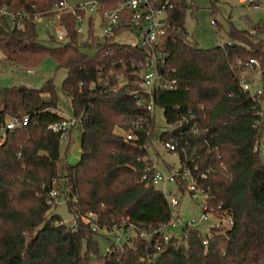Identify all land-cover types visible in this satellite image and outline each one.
Returning a JSON list of instances; mask_svg holds the SVG:
<instances>
[{
  "label": "trees",
  "instance_id": "16d2710c",
  "mask_svg": "<svg viewBox=\"0 0 264 264\" xmlns=\"http://www.w3.org/2000/svg\"><path fill=\"white\" fill-rule=\"evenodd\" d=\"M53 2L0 0V7L42 11ZM192 2L173 0L172 26L160 46L168 53L163 74L176 83L153 90L152 111L136 104L132 89L138 88L139 74L117 63L135 56L134 49L102 41L92 31L82 40L73 11L60 15L58 27L66 40L55 47L39 38L36 18L14 26L0 19V53L6 62L32 68L52 56L67 69L63 88L77 120L67 128L68 137L78 128L81 145L75 163L61 154L63 130L51 125L69 117L58 109L52 78L41 87L0 88V264H91L92 256L101 264H264V112L258 98L239 85L245 70H252L246 64L250 57L259 61L264 78V20L250 28L231 24L227 42L204 48L185 39L184 18ZM104 62L127 78L115 92L106 91L105 80L97 78ZM156 107L163 108L167 124L157 139L175 144L179 170H190L207 205L232 224L206 233L192 226L172 232L159 249L155 235L140 234L125 241L123 249L115 248L113 234L94 230L85 215L93 212L100 227L130 222L139 233L166 223L173 213L168 194L155 186V161L148 149ZM130 114L147 121L145 129L135 130L138 137L128 140L120 128H131L124 122ZM25 116H30L27 125L6 127L9 118ZM55 180L74 215L71 222L52 210L61 195H50ZM176 182L180 188L186 183ZM102 236L112 251L101 253Z\"/></svg>",
  "mask_w": 264,
  "mask_h": 264
},
{
  "label": "built area",
  "instance_id": "2783aa9c",
  "mask_svg": "<svg viewBox=\"0 0 264 264\" xmlns=\"http://www.w3.org/2000/svg\"><path fill=\"white\" fill-rule=\"evenodd\" d=\"M111 1V5L107 6V2ZM190 1V0H188ZM252 5L254 8H259L260 6L264 9V4H258L255 0H241ZM35 7L36 5L33 4ZM173 0H54L53 5L50 9L42 11H28L27 9H22L21 11H15L11 5H3L0 7V19L6 18L13 26L22 24L23 20L26 18L34 17L39 19L42 15L47 12L50 14H55L58 17L63 11H73L76 13L77 22L76 28L81 36L84 35L86 28L85 25L89 24V31H92L91 25L96 19L95 13H97L100 18L101 26L104 29V37L101 39L112 40L121 45H129L134 49V55L130 56L129 60L126 61L123 58H119L117 63L120 64L121 68L129 67L132 68V73L139 74V79L134 81L138 88L132 89L136 94V104L146 106L149 110L154 109L153 105V90L161 88H171L175 85L176 80L169 79L163 74L165 69L167 52L163 50L160 46L161 37L168 31L172 26L169 20V13L173 8ZM262 20H264V13L262 15ZM210 22L215 24L214 19ZM59 39H64L66 37L64 29L59 28ZM253 33L254 30L251 29ZM95 33V32H94ZM132 36L131 41H119L117 36ZM185 39L191 40L188 34L185 35ZM116 63V61H115ZM246 64L249 68L255 69L259 66V61L255 57H250ZM113 76L115 78L114 83H109L108 78ZM97 78L104 81V88L106 91L115 92L120 86L127 82V78L120 71H115L113 68L109 69L108 62H104L97 69ZM251 83L245 78L239 80V85L243 89H249L251 95L254 99L259 100L261 104V112L263 113L262 97H264V78L262 83V88L253 87ZM146 93V94H145ZM30 116H25L23 118L12 117L7 123L6 127L12 129L17 126L27 125ZM147 117L139 114H130L125 118L124 122L126 125H130L129 130L121 131L125 133L128 140L135 139L138 137L137 130L145 129ZM77 122L76 118H69L61 123H55L52 126L55 130H63L61 135V141L68 137L67 128L72 126ZM149 132L148 129H146ZM154 137V135H153ZM165 147L175 153V144L170 140L164 141ZM202 177H205V173H201ZM188 178L191 181L187 185V189L196 194L198 190L196 179L192 176L189 169L184 167L181 171L175 169L170 171L169 174L161 172L155 165L153 172V179L156 180H173L183 179L184 182H188ZM57 181L55 180L54 187L50 191V195L57 196L59 194V187L56 186ZM204 191V190H202ZM170 207H173L178 203V199L175 194L168 195ZM203 213L199 220H205L208 218V214L215 215L214 209L209 207L206 203V194L203 200ZM217 217H220L216 215ZM95 214L90 212L84 216L86 222L90 223L94 230H105L107 233L113 234V242L115 248L123 249L125 241H131L133 237L140 234L142 237H149L155 235V247L160 248V242L166 240L170 237L172 232L183 233L188 227H197L198 223L195 220H181L179 217L172 216L166 221V223L161 224L149 231L135 229L136 225L130 222H124L122 225H114L112 227H100L95 221ZM94 218V219H93ZM221 220V219H220ZM227 226L231 225V219L227 218ZM218 225V224H217ZM206 243L207 240L204 239ZM106 251H112V246L107 245Z\"/></svg>",
  "mask_w": 264,
  "mask_h": 264
},
{
  "label": "rangeland",
  "instance_id": "374dc122",
  "mask_svg": "<svg viewBox=\"0 0 264 264\" xmlns=\"http://www.w3.org/2000/svg\"><path fill=\"white\" fill-rule=\"evenodd\" d=\"M213 1L214 6L211 5ZM258 4H264V0H255ZM192 8H189L186 12L184 23L186 25L188 36L190 39H194L201 47L210 48L217 44L227 42L229 40L227 31L231 24H234L238 28L252 27V25L262 22V15L264 9L260 6L254 8L252 5L243 2L241 0H193ZM96 19L91 25L95 34L99 35L102 39L104 37V29L101 26L100 18L98 14H94ZM214 19L216 24L210 22ZM86 31L82 36V40H87L89 37V24L85 25ZM37 29L39 38L48 46H58L64 39H59L58 29V17L55 14H45L41 18L37 19ZM50 34L54 35L56 39H51ZM132 36H117L119 41H131ZM258 66L255 69H246L244 75L246 80L249 81L253 87L262 88L263 77L258 70ZM67 75V69L65 67H59L58 63L52 56H47L37 67L24 68L14 63H8L4 60L2 53H0V88L11 85H30L35 87H41L48 78H52L56 85L57 95L59 96L58 109L60 112H64L69 118H74V112L71 103V97L66 94L63 88L64 78ZM263 111H264V97H262ZM11 118L8 119V121ZM155 128L153 130L154 137L148 145L150 156L153 157L156 167L163 173L169 174L170 171L178 169L180 167L179 157L175 153L169 151L164 141L157 139V134L167 126L163 114V108H155ZM71 136L67 137L61 142V154H66V159L70 162H76L81 154L80 135L74 128ZM4 131L0 129V133ZM69 140V142H67ZM167 164H170L167 166ZM62 166V162L60 163ZM191 181L188 178V182L184 183L180 188L176 181L173 180H156V188L164 191L166 194H175L178 199V203L173 208V214L175 217H179L181 220H195L203 233L210 231V228L220 225H227V217H217L215 215L208 214V218L205 220H199L203 213V200L205 198V192L198 190L196 194L191 193L187 189L188 183ZM56 186L59 187L58 182ZM58 198L53 205V212L60 214L64 221L71 222L74 219L73 213L69 210L67 199L63 192L59 188ZM221 219V220H220ZM107 233V231L102 230ZM111 238L113 235H110ZM99 245L101 253L106 252L107 238L102 236L99 238ZM91 264H101L96 256H92Z\"/></svg>",
  "mask_w": 264,
  "mask_h": 264
},
{
  "label": "crops",
  "instance_id": "0c3cea01",
  "mask_svg": "<svg viewBox=\"0 0 264 264\" xmlns=\"http://www.w3.org/2000/svg\"><path fill=\"white\" fill-rule=\"evenodd\" d=\"M74 130H75V129H72V131H71V132L73 133V131H74ZM76 131H77V132H78V134L80 135V131H79V130H76ZM71 132H70V134H71ZM70 134H69V137L71 136ZM67 142H69V140H68Z\"/></svg>",
  "mask_w": 264,
  "mask_h": 264
}]
</instances>
